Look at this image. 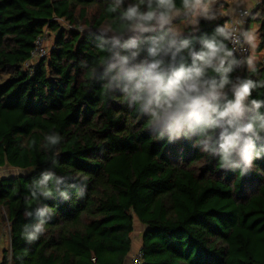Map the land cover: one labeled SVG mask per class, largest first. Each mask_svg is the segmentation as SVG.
Here are the masks:
<instances>
[{"label": "trees", "instance_id": "1", "mask_svg": "<svg viewBox=\"0 0 264 264\" xmlns=\"http://www.w3.org/2000/svg\"><path fill=\"white\" fill-rule=\"evenodd\" d=\"M111 19L106 0H0V168L18 171L0 176V225L12 238L3 264H124L137 223L142 264H264V160L240 177L189 141H157L106 95L81 62L96 55L90 30ZM250 20L264 51V3ZM47 31L55 44L32 59ZM53 130L57 171L87 176L88 195L41 197L55 215L29 244L28 186L49 167L43 135Z\"/></svg>", "mask_w": 264, "mask_h": 264}, {"label": "clouds", "instance_id": "2", "mask_svg": "<svg viewBox=\"0 0 264 264\" xmlns=\"http://www.w3.org/2000/svg\"><path fill=\"white\" fill-rule=\"evenodd\" d=\"M112 19L91 31L96 55L81 62L157 141H189L243 177L264 160V67L246 27V0H106ZM205 31L204 22H214ZM56 131L43 135L49 167L29 184L20 231L38 241L55 215L40 198L86 199L88 177L58 172ZM32 201H35L33 206ZM2 264V261H0Z\"/></svg>", "mask_w": 264, "mask_h": 264}, {"label": "crops", "instance_id": "3", "mask_svg": "<svg viewBox=\"0 0 264 264\" xmlns=\"http://www.w3.org/2000/svg\"><path fill=\"white\" fill-rule=\"evenodd\" d=\"M246 3H247V5L250 6V15L248 16V18L246 20V27L253 29L256 32V34L258 36V40H259V34H258L259 24L256 23L254 20H250V17H251V14H253L258 9V7L264 3V0H246ZM258 55L261 56V60H262V58H264V51H258ZM0 169H2V168H0ZM11 175H14V174H11ZM137 225H139V224H137ZM137 234L138 233H136V232L134 234L133 248L131 250L132 252H134L135 250H138L139 248L142 247L141 239L138 240L136 238ZM11 246H12V238H11L10 223L8 222V220L5 219V222H3L0 225V261H2V264H3V260H4V255H5L6 251H9L11 249ZM129 259L127 261H129ZM127 261H126V263H127Z\"/></svg>", "mask_w": 264, "mask_h": 264}, {"label": "rangeland", "instance_id": "4", "mask_svg": "<svg viewBox=\"0 0 264 264\" xmlns=\"http://www.w3.org/2000/svg\"><path fill=\"white\" fill-rule=\"evenodd\" d=\"M69 26V25H68ZM56 37H57V34L55 32H51V31H47L45 36L43 37L44 38V44L46 45V48H47V51L49 52V50L51 49V47H53V45L55 44V40H56ZM256 54L258 55V51L256 49ZM38 56V55H37ZM46 56V54L44 55H40L37 57L38 60H41L43 59L44 57ZM18 171L13 169V168H9V167H5V168H2L0 169V176H8V175H11V174H15L17 173ZM138 224V223H137ZM137 228V232L138 233L136 235V238L139 240L141 238V234H142V226L139 224L136 226ZM138 246V245H137ZM139 247V246H138ZM141 249V248H139ZM138 250H135L134 252L131 251V256L132 257H138L140 251ZM131 259V258H130ZM129 259V260H130ZM130 261H127V264H129ZM126 263V262H125ZM124 263V264H125Z\"/></svg>", "mask_w": 264, "mask_h": 264}, {"label": "built area", "instance_id": "5", "mask_svg": "<svg viewBox=\"0 0 264 264\" xmlns=\"http://www.w3.org/2000/svg\"><path fill=\"white\" fill-rule=\"evenodd\" d=\"M46 53H47V48H46V45L44 44V38L42 37V38L37 39L36 48L32 53V59L37 58L38 56L44 55ZM262 62L264 63V58H262ZM139 251H140V253H139L138 257H131V259L129 260L130 261L129 264H142L141 249ZM125 264H127V263H125Z\"/></svg>", "mask_w": 264, "mask_h": 264}]
</instances>
